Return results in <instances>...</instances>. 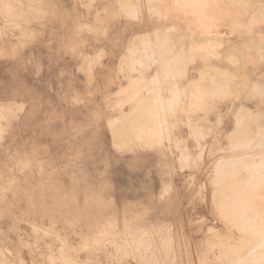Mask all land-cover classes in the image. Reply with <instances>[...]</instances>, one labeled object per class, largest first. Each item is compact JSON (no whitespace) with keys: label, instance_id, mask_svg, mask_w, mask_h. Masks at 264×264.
<instances>
[{"label":"rangeland","instance_id":"1","mask_svg":"<svg viewBox=\"0 0 264 264\" xmlns=\"http://www.w3.org/2000/svg\"><path fill=\"white\" fill-rule=\"evenodd\" d=\"M157 1L0 0V264H264L258 184L244 204L249 176L220 159L237 151L236 121H264V0ZM166 30L174 50L224 41L165 82L175 100L168 91L190 96L205 67L229 74L204 81V137L186 101L175 140H113L136 103L118 92L138 76L133 43Z\"/></svg>","mask_w":264,"mask_h":264},{"label":"bare ground","instance_id":"2","mask_svg":"<svg viewBox=\"0 0 264 264\" xmlns=\"http://www.w3.org/2000/svg\"><path fill=\"white\" fill-rule=\"evenodd\" d=\"M153 4H155V3H153ZM0 5H2V4H0ZM7 5H9V4H7ZM150 7H151V5H150ZM151 9H152V7H151ZM166 10L168 11V9H166ZM132 14H135V13H132ZM164 14H165V12H164ZM155 32L156 31H152L151 34L150 33L138 34V36H137L138 42L133 43V49H136L138 46L143 47V48H141L142 52H140V54L138 55V58H136V61L138 60L137 62L139 64V68L137 70L138 76H136L135 78L132 77L133 79L126 85V88H124L123 90L120 89L118 92H125V91L131 92V93H128V94H130L129 96L132 99L131 101H134L136 103H134V105L131 107L129 112L126 111V114H124L123 117L121 116L122 120L119 118L121 121H123V123H122L123 128L119 133H117L119 136L116 134V136H114L113 140H117V139H120L122 137H123V139L129 138V136H131V135L132 136L137 135L136 136L137 141H138V139H140V140L142 139V141H144L143 139L149 138V140H148L149 142H147L148 144L150 143V140L151 141L156 140L157 143H159V144H161L162 142L165 144V141L175 140V137H176L174 135L175 129L179 128L180 126H182L184 124V121L181 118H179L180 117L179 113H180V111L183 112L184 106H186L185 103L187 101L188 106H189V108H188L189 113L186 114V116H185L186 117L185 122H186V124H188V126L190 125L193 128L194 138L197 140V142H199L204 137V135H203L204 131L201 132V130H203V126L201 123H203V124L205 123L204 118L207 115L205 114L204 117H200L198 115V112L200 110L205 112L206 110L208 111L209 108H210V110L213 108L212 105H209V103H208L209 101L204 98V96L208 93V83H205L204 81L207 79H210V78L218 79L221 76L228 77L229 74L225 70L220 69V68L218 69V68H213V67H205L202 70H200V79H199L197 89L192 91L190 96L186 95L185 91H183L181 93L184 94V97L178 98L179 94H180L179 90L178 91L175 90L176 93L174 91H168V94L173 93L175 95V97H176L175 100L168 98L166 88H165V86H166L165 82L167 79H169L170 75L177 74L178 70H181L179 67V64H185L186 62L189 64V63L194 62L196 60L195 57H197V55L199 56L200 53L202 54V52H207L210 55H213L217 58L220 57L221 54H220L219 49L224 44V41H222V40L195 41V42H192L190 44L188 50H186L184 48V46H179L178 49L174 50V48H176V46H177V43H174L172 41L173 36L169 30H166L164 32V34L161 36V39L160 38L154 39V37H157V35H156L157 32L156 33ZM153 35H156V36H154L153 40H152L151 36H153ZM259 39L261 41H264V35H259ZM133 40H131V41H133ZM261 41H259V42H261ZM259 42L256 46V51L258 53V59L260 61H263L264 55L260 52V50H262V47H259ZM135 53H137V52H135ZM135 56H137V55H135ZM226 59L232 64H236L238 62V60L234 56H231V55L227 56ZM143 70H152V75L145 78V76L142 73ZM142 91L147 92V94L141 95ZM220 92H221V90H220ZM261 93H263L262 90H261L260 94ZM206 102L210 107H207ZM244 111H246V110H244ZM248 114L246 115L245 118H242L241 120L236 121L235 130L231 134L232 137H230V143H231L233 149H235V151L237 150L239 153H236L237 152L236 151L235 154H233V152H232L233 155L232 156L230 155L231 157H229V155H228L229 158H226V159H224V157L226 155H224V157H222V155L220 154L222 157L220 159L225 160L224 162L226 164L225 163H223V164H225V166L227 168H231V170H232L233 167L240 166V169L247 176H249V178H246L247 180L245 179V183L240 185L241 186L240 191L242 194V196H240V197L243 199L242 201H245V202H243L244 204L246 203V204L251 205L254 202L252 193H253V189L255 187L254 184H258L259 194H257L258 196H256V198H257V200H258V198L260 200H258L259 202L257 201V203H253L252 205H255L256 207L259 208V211H257L258 212L257 214L261 215L260 218H256L257 221L255 220V222L257 224L263 225L264 224V121L262 123L263 118H262V115H260L259 113L255 116V120L253 118L254 121L252 120V118ZM172 119H174V120L172 121ZM183 119H185V118H183ZM217 119L219 122L221 120V116L218 115ZM223 124H225V123H223ZM250 124L253 125V128H252L253 131H251V129H250V126H249ZM209 127L211 128V126H209ZM110 128H112V127H110ZM199 138H201V139H199ZM123 139H122V141H123ZM124 141L126 142V140H124ZM138 142L140 143V141H138ZM200 143H201V141H200ZM124 144L125 143H123V145ZM145 144H146V140H145ZM212 144L214 146V142ZM152 145H153V143H152ZM123 147H125V146H123ZM148 149H150V148H148ZM251 149L253 150V152H251L252 151ZM136 150H135V152H136ZM141 154L142 153H140V155ZM142 156H144V153ZM220 159L217 160V162H220ZM139 165H141V164L139 163ZM207 174H208V172H207ZM144 175H147V174H144ZM219 175L221 176V174H219ZM254 177H256V178H254ZM250 178H251V180H250ZM254 179H255V182H254ZM238 183H240V182H238ZM210 185H211V183H210ZM255 188H257V187H255ZM198 190H197V192L199 193ZM213 192H214V190H213ZM171 196H173V195H171ZM217 197H218V195H217ZM259 215H258V217H259ZM260 227H258V228H260ZM263 227L261 229H259L260 231L258 230L259 232H262V233L257 232L258 235L255 236L256 238L258 237V239H257V241L259 243L258 246H262V247H264L263 246L264 245ZM172 234L175 236L174 233H172ZM214 234H215V232H214ZM179 238H180V236H179ZM168 242H169V240H168ZM255 245L253 247H255ZM183 246L184 245H182V247ZM181 249H183V248H181ZM258 249H254V250L256 251ZM253 252H252V254H254ZM184 253H185V251L183 252V254ZM263 253H261V254L263 255ZM254 256L252 255V257H254ZM256 257H258V256H256ZM254 261H255V259H254Z\"/></svg>","mask_w":264,"mask_h":264}]
</instances>
